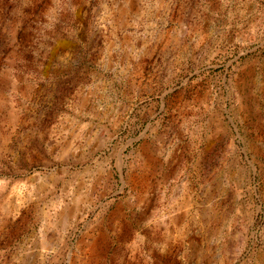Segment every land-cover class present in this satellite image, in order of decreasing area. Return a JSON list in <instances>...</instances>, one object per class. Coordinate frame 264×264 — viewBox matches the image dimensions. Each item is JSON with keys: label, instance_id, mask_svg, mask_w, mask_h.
<instances>
[{"label": "rangeland", "instance_id": "rangeland-1", "mask_svg": "<svg viewBox=\"0 0 264 264\" xmlns=\"http://www.w3.org/2000/svg\"><path fill=\"white\" fill-rule=\"evenodd\" d=\"M0 264H264V0H0Z\"/></svg>", "mask_w": 264, "mask_h": 264}]
</instances>
